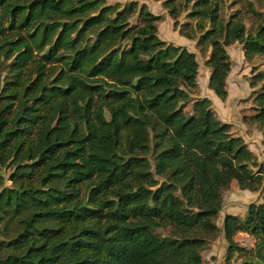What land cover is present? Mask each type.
I'll return each mask as SVG.
<instances>
[{
	"label": "trees",
	"instance_id": "obj_1",
	"mask_svg": "<svg viewBox=\"0 0 264 264\" xmlns=\"http://www.w3.org/2000/svg\"><path fill=\"white\" fill-rule=\"evenodd\" d=\"M163 4L177 17L173 0ZM252 11L253 34L238 13L222 22L218 0L190 14L221 100L227 47L264 55V17ZM160 21L135 0H0V264H204L223 191L260 189L264 163L211 98L191 99L196 53L163 40ZM259 82L250 120L264 128ZM240 230L259 246L242 264H264V202L226 214L230 252Z\"/></svg>",
	"mask_w": 264,
	"mask_h": 264
},
{
	"label": "rangeland",
	"instance_id": "obj_2",
	"mask_svg": "<svg viewBox=\"0 0 264 264\" xmlns=\"http://www.w3.org/2000/svg\"><path fill=\"white\" fill-rule=\"evenodd\" d=\"M132 0H106L108 4H118L123 6ZM139 4L146 3L149 9L155 14L162 16L159 22V36L167 42L175 45H182L196 53L199 62L197 87L190 91L191 99L199 97H209L212 100L213 110L222 122L232 124V131L244 138L249 148L256 154L260 163H264V128L257 122L250 120L256 113L254 98L262 89L263 82H259L256 87L250 85L254 75L261 73L264 75V55L256 54L252 58L245 56L243 44L239 41L227 47L232 59V70L228 76V97L221 100L213 90L209 88V78L211 68L207 64L211 48H202L198 44L201 30L196 26L197 17L190 14L195 7L197 0H173L177 8V17L173 18L169 9L163 4L164 0H135ZM220 20L228 22L236 13L239 14L247 27L248 33L253 34L260 18L254 15L252 10L260 12L264 17V0H218ZM201 24L205 29L210 28L209 20L202 19ZM191 34L192 38L187 37ZM6 72L1 76L2 85ZM193 101L188 103L186 110L192 111ZM152 159V156H150ZM257 169V168H256ZM6 174V184L11 185L12 181ZM223 213L231 210L240 218H243L252 202H264V179L258 191L241 189L236 181L223 191ZM221 215V216H220ZM216 220L220 230L212 235H208L207 244L202 250L204 264H242L246 260H255L257 256L258 244L252 248H244L239 244V231L234 236L233 249L229 251L230 243L225 239L223 231L222 213ZM226 216V215H225ZM168 228L159 230L166 234ZM0 233V241L4 239ZM232 248V247H231Z\"/></svg>",
	"mask_w": 264,
	"mask_h": 264
},
{
	"label": "built area",
	"instance_id": "obj_3",
	"mask_svg": "<svg viewBox=\"0 0 264 264\" xmlns=\"http://www.w3.org/2000/svg\"><path fill=\"white\" fill-rule=\"evenodd\" d=\"M239 244L244 248H252L255 246L256 237L248 231L240 230L238 235Z\"/></svg>",
	"mask_w": 264,
	"mask_h": 264
},
{
	"label": "crops",
	"instance_id": "obj_4",
	"mask_svg": "<svg viewBox=\"0 0 264 264\" xmlns=\"http://www.w3.org/2000/svg\"><path fill=\"white\" fill-rule=\"evenodd\" d=\"M221 213H222V215H223L224 219H225V215H226V214H235V213H234V212H232L231 210H229V211L227 210V211H226V212H224V213H223V210H222V211H221ZM221 213H220V214H221ZM220 216H221V215H220ZM224 219H223V222H224Z\"/></svg>",
	"mask_w": 264,
	"mask_h": 264
}]
</instances>
